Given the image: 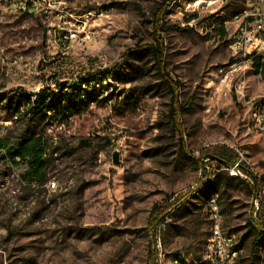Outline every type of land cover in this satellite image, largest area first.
Returning a JSON list of instances; mask_svg holds the SVG:
<instances>
[{"label":"rangeland","instance_id":"rangeland-1","mask_svg":"<svg viewBox=\"0 0 264 264\" xmlns=\"http://www.w3.org/2000/svg\"><path fill=\"white\" fill-rule=\"evenodd\" d=\"M17 1H0V96L34 95L117 64L122 76L112 87L104 78L95 88L65 91V102L95 100L63 123H31L0 109V139L9 142L0 150V264L189 261L210 238L213 197L221 210L228 207L223 225L240 244L252 205L264 216V186L251 187L264 175V130L256 119L259 107L264 115V74L229 46L243 0H206L215 3L199 13L185 11L198 0H67L43 16L21 15ZM70 14L80 16L81 41L64 43L63 21L79 24ZM157 38L165 71L181 84V104H192L177 120L169 118L171 98L152 53L141 50ZM126 96L138 101L135 112L125 108ZM39 135L51 144L47 170L27 180V165L13 166L4 153ZM219 147L237 151L250 171L241 167L242 174L253 181L239 176L224 201L209 181L224 171L210 160ZM182 196L155 238V216ZM249 250L246 241L242 264ZM259 255L264 264V244Z\"/></svg>","mask_w":264,"mask_h":264},{"label":"trees","instance_id":"trees-1","mask_svg":"<svg viewBox=\"0 0 264 264\" xmlns=\"http://www.w3.org/2000/svg\"><path fill=\"white\" fill-rule=\"evenodd\" d=\"M168 6L169 4L164 8L163 12L168 11ZM188 21H190V19H188ZM186 28L188 27L186 26ZM219 35L221 38L227 35L224 24H222L219 28ZM141 50H148L152 53L155 66L162 75L161 83L163 87L166 88L171 98L169 118L177 120L180 115L191 110L192 104L191 102L188 106L181 104L179 93L181 84L172 80L169 74L165 71V47L163 39L157 38L154 44L143 47L141 48ZM121 67V64H117L110 70H104L96 74H90V76L87 78L80 77L74 80H70L71 82L57 81L54 89L50 90V88L48 87L47 89L41 90L34 95L19 94L17 96L9 97L0 96V109H4L8 113H11L16 117L25 116L31 123L37 118L45 121L47 125L63 123L64 121L68 120L71 115L78 112L84 107H88L90 103L95 100L94 98L87 97L80 101L65 102V97L62 95L65 91L70 89L71 93H76L80 92L87 86H90L89 88H95L93 84L100 83L101 79L103 80L104 78H107L109 80L108 85L112 87V85L115 84L114 82L119 81L120 77L122 76ZM253 67L255 68V72L262 75L263 70L260 71L259 69L260 67L264 68V62H261L260 58H255ZM123 104L126 106L125 108L127 110L133 112H135L138 107V101L133 96H126L124 98ZM7 147H9L8 140L0 139V150L3 151V149ZM50 147L51 144L40 135L25 137L14 149L10 148L9 150H6L7 152L5 151L4 158L9 160L15 167H20L23 164H26L27 169L23 174V178H26L27 180H33L36 178H41L43 177V175H45L48 166L47 155L49 153ZM207 155L209 154L204 153L201 158L195 160L196 163L201 166L203 163V158H205ZM210 160L219 164L220 168H222L223 165H234L235 163L239 162L241 167L245 169L248 174L250 173V171L244 166L242 161H240L237 151L228 147H219L214 154L210 155ZM210 177L211 180L209 181L213 183L212 188L215 191L220 192L221 201L225 200L226 193L228 192L230 184L237 178L241 179L239 176H231L228 172L220 170L212 172ZM254 180L255 184H253L252 186L250 185L252 187L253 193L255 187L261 188L264 186V175L259 178L254 176ZM221 188L223 189L221 190ZM185 198V196H182L177 200H173L169 208L160 211L158 215L155 216V221L152 223V231L155 238L160 232V227L161 224L165 221V217L170 214V211L173 207L175 208L176 206H178V204ZM254 210L255 208L252 205V213L247 226L248 230L240 238V247L243 246L244 242L250 241L249 256L247 258H243L244 264H259L260 249L264 244V216H262L258 210H256V212ZM221 211L222 214L225 215L228 212V207H223ZM254 212L256 216H254ZM159 219L160 222H158ZM154 252L157 257L158 247L155 245ZM150 264H159L158 259H153Z\"/></svg>","mask_w":264,"mask_h":264},{"label":"built area","instance_id":"built-area-1","mask_svg":"<svg viewBox=\"0 0 264 264\" xmlns=\"http://www.w3.org/2000/svg\"><path fill=\"white\" fill-rule=\"evenodd\" d=\"M66 2L67 0H46L45 8H35L33 0H18V4H21V15L29 14L34 16H43V11H50L51 13L55 10L59 11V7ZM203 2H206V0L195 1L193 6L185 8V11L199 13L200 7L204 9L206 6L209 7L215 3V1H209L206 4H202ZM7 7L8 3L4 9ZM232 23L234 32L229 45L232 54L247 58L251 66H253L255 58H260L261 62H264V0H243V12H238V17L234 18ZM63 24L65 26L62 27V38L69 41L73 37L81 38L83 30L80 26L64 23V21ZM247 40L257 41V49H247ZM257 121L260 129L264 130V115L261 114V107L257 110ZM221 169L228 172L231 176L248 178V176L242 174L239 162L234 165H223ZM248 179L251 181L250 178ZM251 182L253 183V181ZM169 218L170 215H167L165 221L169 220ZM208 218L213 222V242L210 248L205 249V259L210 260V264H240L241 249H234L232 236H222L217 233V220L220 217L217 215L215 207H213L211 212H208Z\"/></svg>","mask_w":264,"mask_h":264},{"label":"bare ground","instance_id":"bare-ground-1","mask_svg":"<svg viewBox=\"0 0 264 264\" xmlns=\"http://www.w3.org/2000/svg\"><path fill=\"white\" fill-rule=\"evenodd\" d=\"M35 2V8H45V5H46V0H33ZM18 2V1H17ZM13 6L16 8V10H19L21 12V4H18V3H13ZM189 7H192V3L189 4ZM9 8V6H8ZM15 10V9H14ZM8 11V10H7ZM6 11V12H7ZM4 12V10H3ZM238 12H243V9H241L240 11ZM238 12L235 13L233 15V19H232V22L234 20V18H237L238 17ZM49 13H51L50 11H43V15H48ZM14 14V13H13ZM19 14V13H18ZM17 14V15H18ZM10 15V14H9ZM12 15V14H11ZM15 15V14H14ZM73 18L74 21H77L79 24H76L75 22L73 21H70V20H64V23H72V25L74 26H80V16H74L73 14H70ZM56 29V28H55ZM55 31V30H54ZM60 31V30H59ZM61 36V37H60ZM59 36V40L61 41H64L65 43V40H68V39H65V38H62V33L60 34ZM57 37V36H56ZM52 38V37H51ZM55 38V37H54ZM58 38V37H57ZM81 38L80 37H73L71 38V41H77V40H80ZM50 40V39H49ZM57 40V39H56ZM55 40V41H56ZM81 41V40H80ZM51 42V41H50ZM60 43V42H59ZM57 43V44H59ZM62 44V43H61ZM62 48V47H61ZM67 48V47H65ZM247 49H257V41H254V40H247ZM82 77L84 78H87L89 77L88 74L86 75H83ZM88 80V79H87ZM85 81V80H84ZM90 81V80H89ZM71 82V81H70ZM87 82V81H86ZM257 115V114H256ZM257 119V118H256ZM213 207H215V210L217 212V215L220 217L218 220H217V233L219 235H222V236H232V245L234 247V249H241L240 247V244H239V241H238V238L237 236L234 234V233H231V232H228L225 230L224 228V225H223V215H222V212H221V208H220V205L218 204L217 202V199L216 198H211L208 200V203H207V212H211L213 210ZM209 222H210V238L208 239V242H207V245H206V248H210L211 245H212V242H213V222L211 219H209ZM205 248V249H206ZM241 250H240V264L241 263ZM195 258V257H194ZM181 260V259H180ZM178 264H210V260H206L205 259V250L202 252V254H200L199 256H197L195 259H192V260H189V261H183V262H180Z\"/></svg>","mask_w":264,"mask_h":264},{"label":"water","instance_id":"water-1","mask_svg":"<svg viewBox=\"0 0 264 264\" xmlns=\"http://www.w3.org/2000/svg\"><path fill=\"white\" fill-rule=\"evenodd\" d=\"M119 163H120V161H119V154L116 152L114 154V164H119Z\"/></svg>","mask_w":264,"mask_h":264},{"label":"crops","instance_id":"crops-1","mask_svg":"<svg viewBox=\"0 0 264 264\" xmlns=\"http://www.w3.org/2000/svg\"><path fill=\"white\" fill-rule=\"evenodd\" d=\"M259 70H260V71H261V70H263V73H262V75L260 74L261 76H263V74H264V68H263V67H260V69H259ZM258 74H259V73H258Z\"/></svg>","mask_w":264,"mask_h":264}]
</instances>
